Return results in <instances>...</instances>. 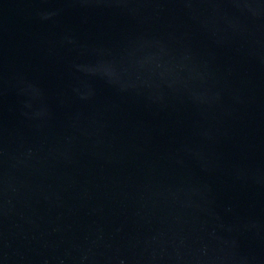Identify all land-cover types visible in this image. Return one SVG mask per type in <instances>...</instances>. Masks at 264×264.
Instances as JSON below:
<instances>
[{
	"label": "water",
	"instance_id": "1",
	"mask_svg": "<svg viewBox=\"0 0 264 264\" xmlns=\"http://www.w3.org/2000/svg\"><path fill=\"white\" fill-rule=\"evenodd\" d=\"M0 264H264V0H0Z\"/></svg>",
	"mask_w": 264,
	"mask_h": 264
}]
</instances>
